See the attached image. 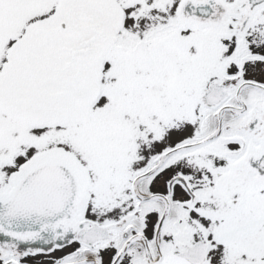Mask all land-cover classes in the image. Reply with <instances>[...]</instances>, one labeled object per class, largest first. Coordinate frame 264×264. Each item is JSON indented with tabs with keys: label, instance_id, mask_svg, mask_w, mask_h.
<instances>
[{
	"label": "snow or ice",
	"instance_id": "6c2138e0",
	"mask_svg": "<svg viewBox=\"0 0 264 264\" xmlns=\"http://www.w3.org/2000/svg\"><path fill=\"white\" fill-rule=\"evenodd\" d=\"M0 264H264V0H0Z\"/></svg>",
	"mask_w": 264,
	"mask_h": 264
}]
</instances>
